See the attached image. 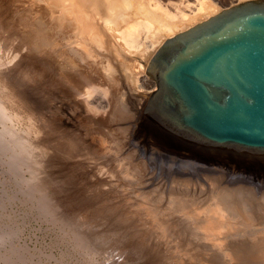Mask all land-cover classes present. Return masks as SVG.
Returning a JSON list of instances; mask_svg holds the SVG:
<instances>
[{
  "label": "rangeland",
  "instance_id": "obj_1",
  "mask_svg": "<svg viewBox=\"0 0 264 264\" xmlns=\"http://www.w3.org/2000/svg\"><path fill=\"white\" fill-rule=\"evenodd\" d=\"M148 1H140L124 15L150 21V29L155 25L151 31L139 26L136 46L127 51L120 44L111 49L99 44L98 51L90 45L83 49L88 44L60 23L50 3L46 17L40 0H0V264H218L217 252L196 237L201 204L193 194V201L170 194L139 195L135 173L112 163L118 156L145 152L152 169L141 177L158 174L159 180L169 173L193 172L196 163L202 165L179 159L175 155H186L173 150L157 152L155 146L150 150L139 134L145 104L156 90L155 80L145 71L149 56L161 44L155 47L152 41L160 33L158 23L183 16L172 5L181 0ZM182 1L186 14L197 2ZM213 2L221 10L235 1ZM84 30L79 32L87 33V27ZM40 142L51 145L50 149L42 152ZM37 144L41 147L35 148ZM107 160L111 171L103 166ZM199 188L201 196H207ZM247 204L248 218L239 213L221 217L215 223L221 226L220 232L211 224L214 235L223 236L212 237L213 242L221 249L227 245L224 251L233 248L234 260L241 252L234 242L248 241V245L264 240V206L255 210L252 203ZM188 230L197 233L192 236ZM205 250L216 254L212 258ZM248 261L243 264H252Z\"/></svg>",
  "mask_w": 264,
  "mask_h": 264
},
{
  "label": "water",
  "instance_id": "obj_2",
  "mask_svg": "<svg viewBox=\"0 0 264 264\" xmlns=\"http://www.w3.org/2000/svg\"><path fill=\"white\" fill-rule=\"evenodd\" d=\"M140 133L232 176L264 181V0H243L165 38Z\"/></svg>",
  "mask_w": 264,
  "mask_h": 264
},
{
  "label": "bare ground",
  "instance_id": "obj_3",
  "mask_svg": "<svg viewBox=\"0 0 264 264\" xmlns=\"http://www.w3.org/2000/svg\"><path fill=\"white\" fill-rule=\"evenodd\" d=\"M140 1H142V0H40V4L39 5H40V11L43 12L44 15H46V17L50 15V13L48 12V9L50 8L49 5H47L48 3H50L52 5V7L56 8L57 11H56V13H53V15L56 14L57 19L60 21V23L62 25H64V26L67 25L69 28H71V31L74 30L75 33H76L75 35L77 36V37L75 36L77 40H82V43H84V45H85V43L88 44L83 49L88 48V46L90 45L89 48L90 47H95L98 51H100L102 46L100 47L99 44H102V45H104L105 47H107L109 49H111L110 47L113 46V45L114 46L116 45V47L121 45V46H124V49H126L128 51L132 47L134 48V46H136L139 43V41L137 43V38H139L138 35H137V32L140 33V31L138 30L139 26H143L144 25L145 27H147L149 25V23L151 25V22L148 21L149 22L148 23L146 21V19H144V18L141 19V20L138 19L139 21L138 20L135 21V19H133L132 16H130V15L128 17L124 16L126 12L127 13L128 12H133L132 9H135V7L138 6V3L140 4ZM144 1H146V0H144ZM149 1H151V0H149ZM213 1H208L207 2L206 0H197V2L195 3V8L192 9L191 13H189V14H186L184 12V8H183L184 6L183 7L181 6V4L183 5V1L182 0L180 1L181 3H172L173 7L176 8L177 11H179L178 13H181L183 16L180 17L181 19H178V20H175V21H173L174 19L172 18L173 17L172 16L171 17L172 19L171 20L169 19L170 21L162 20L161 22L158 23L159 26L158 25L157 26L159 28V32L160 33L156 32L157 34L156 33L155 34H156L157 38L155 40H152V41L156 42L155 43L156 44L155 47L157 45H159L165 39L166 36H170V35L174 34L175 32H177V31H179L181 29L183 30V28L189 27V26L197 23L199 20L201 21V20H203V19L215 14L216 12H218L220 10V6L217 5ZM230 1H235V2L231 3V5H232V4H235V3L240 2L242 0H230ZM34 2H36V1H34ZM151 2H150L149 5L152 7L153 5L151 4ZM158 3H160V2H158ZM144 4H145V2H144ZM153 4L155 5V8H157L156 4L155 3H153ZM187 5L190 6V4H187ZM133 6H134V8H133ZM141 6H143V5H141ZM162 7L163 8L160 7V9L164 10L165 8H167V6L165 8H164V6H162ZM51 8H50V10H51ZM125 8H127L128 10H124ZM185 8H187V7H185ZM168 10H169V8H168ZM168 12L170 13V11H168ZM129 14H131V13H129ZM167 18H170V17L167 16ZM127 21H128L127 27L122 28V25L124 23L126 24ZM86 27H87V33H85V32L83 33V31L82 32L80 31L82 33L81 34L79 32V30H82V28L84 30ZM148 28L150 29V27H147L145 30L146 31L147 30L151 31L152 28L150 30ZM74 31H72V32H74ZM84 31H86V30H84ZM145 34L146 33H144V35ZM146 36H147V34H146ZM144 38L146 39L148 37H144ZM148 39H151V38H148ZM150 44L152 45V43H150ZM145 46H147L146 43H145ZM147 47H149V46H147ZM135 48H137V47H135ZM157 48H158V46L156 48H154V51L152 52V54L156 51ZM119 49H118V51H119ZM123 51H125V50H123ZM146 51H148V49H146ZM152 54L148 58V61L146 63V68H147V64H148L149 59L152 56ZM110 55H111V53H110ZM6 73H7V71H6ZM110 73H112V72H110ZM4 74H5V72H4ZM0 87H2V86H0ZM5 98H6V96H5ZM20 103H21V101H20ZM91 104H92V102L90 103V106H91ZM98 104H100V102ZM99 106H101V105H99ZM88 107H89V105H88ZM91 107L95 108V105L91 106ZM115 112H117V110ZM120 113H121V111H120ZM111 120H113V119H111ZM131 128L134 130L133 127H131ZM139 134L143 137L144 142L147 143L148 149L151 150L152 147L155 146V149H156L157 152L158 151H169L168 149H164V148L158 146L156 143H154L153 141H151L148 138H146L145 136H143L140 132H139ZM30 141H32V140H30ZM40 143H42V142H40ZM30 144H32V143H30ZM35 144H34V146H35ZM42 146L45 149L44 150L42 148L43 149L42 152L43 151L46 152V151H48V148L51 145L49 146L47 143H44V144L42 143ZM39 147H41V146L38 145V147H35V148H39ZM29 148H32V147H28V149ZM133 148L134 147H132L131 149H133ZM28 149H26V150H28ZM134 149H136V148H134ZM127 151L129 152V150H127ZM132 153L131 154L127 153V154H125L123 156H120V157L118 156V157L113 159L112 163L115 164L114 165L115 167L119 166V164L122 165L123 167L124 166L127 167L128 168V173H130V170H131L130 174H132V172H133V175H134V173H135L134 176H135V179H136L137 183L135 181L134 185L137 186V189L139 191L138 192L139 195L145 194V193H152L156 197V196H168L170 194L172 196H175V199H179V200L185 199V200H189L190 201V199H191L190 195L193 194L192 197L195 196L197 198L196 199L197 204H199V205L201 204L199 206V208H198L199 209L198 211L200 212L198 214V216H199L198 219H199V221L201 220V222L199 223L200 224L199 228L197 227V231L199 233L198 234L199 237L195 234L197 232H195L194 234L196 235L197 238H199L198 241L200 242L201 245H209L210 246L209 248H211V250H213L212 253L213 252H217V254L216 253L213 254V255L216 254L215 255L216 257H215L214 261H216L218 259V264H243V262H245L246 260L248 261V259H249V261L252 260V264H264V240H260L257 244L252 242V243H250L248 245H247L248 241L241 240L239 242H234V243H237V245H240V247H241L240 254H238L239 251L237 253L238 254L237 255L238 257L236 258L237 262H234L236 260H234L233 257H236V255L233 254V252H234V250H232L233 248L230 249V251H224L223 248L227 247V245L223 246V244H221L223 246L222 249H221L220 246H217L218 243H215V241L217 239L220 240L219 238L223 237V236H221V235L218 236L219 234L217 233V236L219 237L218 238L216 235H214L215 233H213V231H212V230H215V229H211L212 228L211 226L213 225V223L214 224L217 223L218 221L221 220V217H227V216H229V214L231 216V214L239 213V214H241L240 216H244V217L248 218L247 208L249 206H247L248 205L247 202L252 203L253 204V208H255V210H256V208L259 209L261 206H264V201H263V199H264V188H263L264 187V181H260V180L258 181V179L252 178V177L247 176V175H234V176H232L230 174V172L226 168H224L223 166L221 167L220 165H206V164L205 165L204 164L200 165V164H197V163L195 164V166H197V169H199V171L196 169L193 172L183 171L182 170L181 172H177V173H173V174L169 173L168 175L162 176L163 179H161V180H159L160 175H158V174L155 175V176H154V174L151 175V176H148L146 173H144L147 176L144 175V176L141 177L143 171L146 172L147 169H148V171H151V169H152L151 159H150V157L147 156V153H145V152H140V151H139V153H138V151L135 152L138 155L134 154V153L132 154ZM175 156L178 157L179 159H182V160L190 159L188 156H181V155H179V156L175 155ZM112 163H110V161H108V162L104 161L103 162V166L105 164V166L107 167V170L111 171L112 170L111 169ZM190 164L191 163H186L185 165H187V167H188V166H190ZM143 178H145V179H143ZM144 187H149V188L153 187V188L149 189L147 191V190H145L146 188L144 189ZM199 187H202V189H205L207 191V196L206 195L204 196L205 198L203 196H201V193L203 191H201V193H200L201 188H199ZM135 188L136 187H134V192H135ZM206 191H204V192H206ZM136 192H137V190H136ZM200 197H202V198L200 199ZM169 199H170V197H169ZM198 199H200V200H198ZM196 201H194V202H196ZM166 205H167V202H166ZM202 211H204V212H202ZM224 211H226V212H224ZM152 212H154V211H152ZM195 215L197 216V214H195ZM195 215H192V216L194 217ZM205 219L210 220V222L206 223ZM202 220H204V221H202ZM181 222H182V220H181ZM159 223H160V221H159ZM215 225H217V224H215ZM164 226H165V224H164ZM217 227H219V228H217L215 231L220 232L222 230L221 226L218 224ZM194 229L196 230V228H194ZM194 229H191V231L194 230ZM182 230H184V229H182ZM191 231L188 230V233L191 232ZM182 232H184V231H182ZM185 232H187V229H186ZM130 234H128V235H130ZM184 234H186V233H184ZM194 234H192V232H191L192 236ZM214 236H216L214 239H216V238L217 239L213 242L212 237H214ZM126 237H128V236L126 235ZM133 237H134V235H133ZM188 237L189 236L187 235V239H188ZM122 239H124V238H122ZM194 239L195 238H193V240ZM209 240H212V242L209 241ZM198 241L197 242L194 241V242L199 243ZM227 241L229 243L231 240L229 239ZM217 242H219V241H217ZM196 243H194V244H196ZM194 244H193V246H194ZM232 245H235V244H232ZM237 245L235 246V248L237 247ZM251 245H253V246H251ZM118 246H120V245H118ZM136 246H138L139 248L141 247L139 245H136ZM186 246H185V248H186ZM195 246L198 247L199 245H195ZM198 248H200V247H198ZM202 249L200 248V250H202ZM206 250H209V249L206 248ZM206 250H205V252H207ZM202 251H204V250H202ZM209 252H207V253H209ZM213 255H210V253H209V256L212 257ZM205 256H204V258H205ZM212 258H210V259H212ZM214 261H212V262H214ZM205 264H207V263H205Z\"/></svg>",
  "mask_w": 264,
  "mask_h": 264
}]
</instances>
